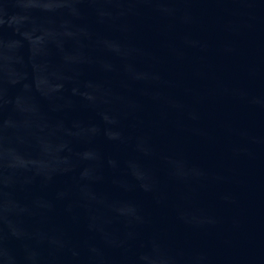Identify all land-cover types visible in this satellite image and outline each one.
I'll use <instances>...</instances> for the list:
<instances>
[{
	"label": "water",
	"instance_id": "water-1",
	"mask_svg": "<svg viewBox=\"0 0 264 264\" xmlns=\"http://www.w3.org/2000/svg\"><path fill=\"white\" fill-rule=\"evenodd\" d=\"M0 264H264V0H0Z\"/></svg>",
	"mask_w": 264,
	"mask_h": 264
}]
</instances>
